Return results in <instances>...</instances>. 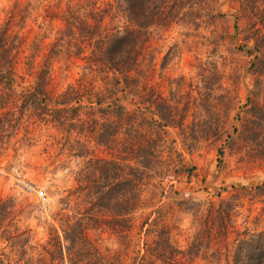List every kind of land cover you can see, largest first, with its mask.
<instances>
[{
	"label": "rangeland",
	"instance_id": "rangeland-1",
	"mask_svg": "<svg viewBox=\"0 0 264 264\" xmlns=\"http://www.w3.org/2000/svg\"><path fill=\"white\" fill-rule=\"evenodd\" d=\"M0 68L5 262L264 264V0H0Z\"/></svg>",
	"mask_w": 264,
	"mask_h": 264
},
{
	"label": "trees",
	"instance_id": "trees-1",
	"mask_svg": "<svg viewBox=\"0 0 264 264\" xmlns=\"http://www.w3.org/2000/svg\"><path fill=\"white\" fill-rule=\"evenodd\" d=\"M123 2H127L128 0H122ZM124 33L120 32L118 28L115 29V31H112L109 35L106 36V43L105 45L100 49L101 50V57L112 59V57H115V55L120 54V48L124 41ZM107 61V59H106ZM110 67L113 68V70H116L117 72H121L123 70L122 65H118L117 63H111L109 62ZM115 64V65H114ZM1 73H4V71L0 68V81L1 79ZM31 89L29 90L30 93L34 94L36 96V93H39L42 91V89ZM41 90V91H40ZM38 97H40L38 95ZM43 97H40L37 101H33V103H36L38 101H42ZM73 99V97H69ZM33 100V99H32ZM30 102H32L30 100ZM61 102H68L67 99L63 100ZM76 102V100H74ZM92 102H94L96 105L98 104L99 100L94 99V101H90L89 105L92 107ZM44 104V103H43ZM88 105V106H89ZM74 107V106H72ZM54 110H56L57 107H53ZM90 108V107H89ZM71 122V121H69ZM70 124V123H69ZM160 130L163 131L162 127H158ZM136 160V158H135ZM140 173L138 172H132L129 171V173H120L115 172L112 173V180L109 182V186L113 188V191L116 196H124L126 191L129 193V207L132 206V204L135 202L136 199V192L135 189H137ZM125 185H127L126 191H124ZM2 200H0V203ZM259 234L254 235L253 237L241 241L233 254V260L232 264H260V252H259ZM0 264H9L5 262L0 256Z\"/></svg>",
	"mask_w": 264,
	"mask_h": 264
},
{
	"label": "built area",
	"instance_id": "built-area-1",
	"mask_svg": "<svg viewBox=\"0 0 264 264\" xmlns=\"http://www.w3.org/2000/svg\"><path fill=\"white\" fill-rule=\"evenodd\" d=\"M29 189L32 190L33 196L39 200L42 201L45 198V190L44 187H39L38 189L33 186H27Z\"/></svg>",
	"mask_w": 264,
	"mask_h": 264
}]
</instances>
